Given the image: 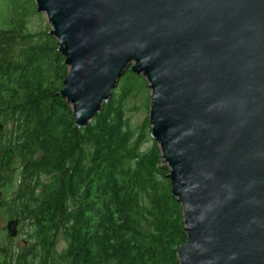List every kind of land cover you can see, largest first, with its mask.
<instances>
[{
  "label": "water",
  "instance_id": "1",
  "mask_svg": "<svg viewBox=\"0 0 264 264\" xmlns=\"http://www.w3.org/2000/svg\"><path fill=\"white\" fill-rule=\"evenodd\" d=\"M35 2L78 127L127 69L148 81L151 137L183 209L179 264H264V0Z\"/></svg>",
  "mask_w": 264,
  "mask_h": 264
},
{
  "label": "trees",
  "instance_id": "2",
  "mask_svg": "<svg viewBox=\"0 0 264 264\" xmlns=\"http://www.w3.org/2000/svg\"><path fill=\"white\" fill-rule=\"evenodd\" d=\"M36 8L0 0V213L30 237L0 246V264H179L187 233L170 169L126 116L146 80L127 69L78 127L60 95L68 66L57 40L29 27Z\"/></svg>",
  "mask_w": 264,
  "mask_h": 264
},
{
  "label": "rangeland",
  "instance_id": "3",
  "mask_svg": "<svg viewBox=\"0 0 264 264\" xmlns=\"http://www.w3.org/2000/svg\"><path fill=\"white\" fill-rule=\"evenodd\" d=\"M35 1V0H34ZM36 3V2H35ZM37 14L32 16L29 20V27L33 32H39L44 30L45 28L51 29L50 22L46 13L38 11ZM52 35V34H51ZM56 38V37H55ZM57 40V39H56ZM58 46V45H57ZM146 80V78L143 76ZM150 96L151 90L149 88V83L146 80L145 87L139 90L136 94H132L131 97L126 101V116L129 118L130 124L134 129L138 132L140 129H147V139L148 142L144 144V147H150L152 145V140L155 141L151 137L152 124L149 120L150 113ZM158 144V143H157ZM159 146V145H158ZM8 220L3 217V214L0 213V246L6 247L9 250H14L13 248H21L22 246L27 244V241L30 240V237L26 234V226L18 229L17 235L9 238L7 236L8 231L6 230ZM6 237V238H5ZM66 245L65 240L61 237L57 244V251L60 252L63 250Z\"/></svg>",
  "mask_w": 264,
  "mask_h": 264
},
{
  "label": "flooded vegetation",
  "instance_id": "4",
  "mask_svg": "<svg viewBox=\"0 0 264 264\" xmlns=\"http://www.w3.org/2000/svg\"><path fill=\"white\" fill-rule=\"evenodd\" d=\"M18 231H19V229H18Z\"/></svg>",
  "mask_w": 264,
  "mask_h": 264
}]
</instances>
